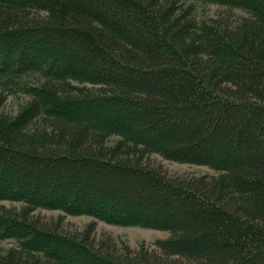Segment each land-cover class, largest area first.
<instances>
[{"label":"trees","instance_id":"1","mask_svg":"<svg viewBox=\"0 0 264 264\" xmlns=\"http://www.w3.org/2000/svg\"><path fill=\"white\" fill-rule=\"evenodd\" d=\"M188 1L0 0V74L52 80L0 113V201L22 203L0 204V264H264V0H194L241 13L210 21ZM67 214L170 235L133 247Z\"/></svg>","mask_w":264,"mask_h":264},{"label":"rangeland","instance_id":"2","mask_svg":"<svg viewBox=\"0 0 264 264\" xmlns=\"http://www.w3.org/2000/svg\"><path fill=\"white\" fill-rule=\"evenodd\" d=\"M190 3L194 8V15L198 20L210 21L215 18L226 20L228 17L233 18L235 14H241L239 10H233L228 5L190 0L186 3V6ZM64 80L72 86H85L93 90L98 89V85L77 82L71 78H64ZM47 81L52 80H49L47 75L40 71H33L20 77L0 74V113L9 117L15 116L31 99L29 96V88L34 84H41ZM54 83L59 87L64 86L63 83L57 80H54ZM118 139V136H113L110 138L109 142L115 143ZM146 160L150 164L160 166L169 175L176 177H187L202 174L215 175L218 173L216 170L207 165L170 160L157 153L150 154L149 158ZM0 204L19 208L22 203L11 200H3L0 201ZM35 214L45 220H56L59 216L64 215V212L60 210L38 208ZM91 221H96L97 238H100L102 235H111L116 240L128 243L133 247H139L144 244L150 249L158 250L155 242L158 239H163L170 235L166 230L154 228L146 224H114L87 214L65 215L64 227L68 231L80 230ZM17 244V240L12 238L0 239V253H5Z\"/></svg>","mask_w":264,"mask_h":264}]
</instances>
